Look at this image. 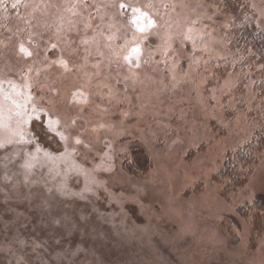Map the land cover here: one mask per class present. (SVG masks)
I'll return each instance as SVG.
<instances>
[{"label":"rangeland","instance_id":"1","mask_svg":"<svg viewBox=\"0 0 264 264\" xmlns=\"http://www.w3.org/2000/svg\"><path fill=\"white\" fill-rule=\"evenodd\" d=\"M246 2L264 32V0ZM232 15L0 0V264H264L248 207L264 147L242 185L214 178L264 120L263 64L237 65Z\"/></svg>","mask_w":264,"mask_h":264},{"label":"trees","instance_id":"2","mask_svg":"<svg viewBox=\"0 0 264 264\" xmlns=\"http://www.w3.org/2000/svg\"><path fill=\"white\" fill-rule=\"evenodd\" d=\"M232 12V18L229 29V48L231 50L244 53L240 57L238 66L244 67L250 60L261 61L264 72V32L255 23V14L247 4L246 0H220ZM248 52V53H246ZM246 53V54H245ZM236 66V67H238ZM256 87L260 95L264 94V74L256 81ZM264 147V120L260 129H257L252 135L250 141L241 145L238 149L230 152L223 161L222 168L218 171L216 179L220 178L224 184V192L242 185L248 180L251 166L258 160V151ZM134 155V154H133ZM135 156V155H134ZM134 156H131L135 158ZM149 164L148 161H146ZM134 164V163H133ZM132 165V164H131ZM129 170L131 167L128 166ZM134 173H139L132 168ZM143 172V171H141ZM219 181V180H218ZM249 204L248 207H256L255 210L260 214V220H257L259 214L253 220V236L259 235L264 228V197H260ZM246 212V211H245ZM259 225V228H258Z\"/></svg>","mask_w":264,"mask_h":264},{"label":"snow or ice","instance_id":"3","mask_svg":"<svg viewBox=\"0 0 264 264\" xmlns=\"http://www.w3.org/2000/svg\"><path fill=\"white\" fill-rule=\"evenodd\" d=\"M149 24H151V21H149ZM140 30L143 31V28H141ZM133 51H135V49Z\"/></svg>","mask_w":264,"mask_h":264},{"label":"bare ground","instance_id":"4","mask_svg":"<svg viewBox=\"0 0 264 264\" xmlns=\"http://www.w3.org/2000/svg\"><path fill=\"white\" fill-rule=\"evenodd\" d=\"M214 178H217L216 176Z\"/></svg>","mask_w":264,"mask_h":264}]
</instances>
